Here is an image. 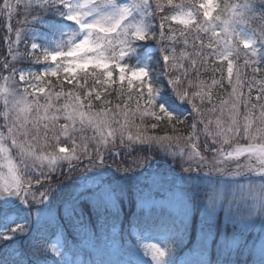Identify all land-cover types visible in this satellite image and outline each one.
<instances>
[{"label": "snow or ice", "instance_id": "snow-or-ice-1", "mask_svg": "<svg viewBox=\"0 0 264 264\" xmlns=\"http://www.w3.org/2000/svg\"><path fill=\"white\" fill-rule=\"evenodd\" d=\"M0 21V264H264V0Z\"/></svg>", "mask_w": 264, "mask_h": 264}, {"label": "trees", "instance_id": "trees-1", "mask_svg": "<svg viewBox=\"0 0 264 264\" xmlns=\"http://www.w3.org/2000/svg\"><path fill=\"white\" fill-rule=\"evenodd\" d=\"M3 23H4L3 21H0V25H2ZM13 24L15 25V21H13ZM0 29H1V33H0V50H1V52H0V55H3L5 52H4L3 47H2V44H3L2 37L4 36L5 32H4V29L2 27H0ZM21 49L23 50V45H21ZM158 82L166 84V79L161 75L160 76V80ZM216 92H217L218 97H223L224 96V93H223L222 90L216 89ZM108 98L112 99L113 103L119 102V101L116 100L115 94H113L111 97H106V99H108ZM168 129L169 128L165 124L158 131L159 132H163V131L168 130ZM178 131L180 132V134H183V133H187L188 129L181 125V126H178ZM88 134H90V133H88ZM117 162H119V161H117ZM190 247H191V245H189L188 247L183 248L182 250L181 249H177L178 259L185 258V256L188 253ZM211 258L214 259V254H213V256ZM80 259H87V257L81 256Z\"/></svg>", "mask_w": 264, "mask_h": 264}, {"label": "rangeland", "instance_id": "rangeland-1", "mask_svg": "<svg viewBox=\"0 0 264 264\" xmlns=\"http://www.w3.org/2000/svg\"><path fill=\"white\" fill-rule=\"evenodd\" d=\"M0 33H1V29H0ZM2 47H3V50H4V52L6 51V49H5V45H4V43L2 44ZM0 52H1V50H0ZM163 126V125H162ZM161 126V127H162ZM167 131H169V132H171V129L169 128ZM187 133H183L182 135H186ZM117 161H119V158H117ZM109 162H111V160L109 161ZM229 230H231V228L229 229Z\"/></svg>", "mask_w": 264, "mask_h": 264}]
</instances>
